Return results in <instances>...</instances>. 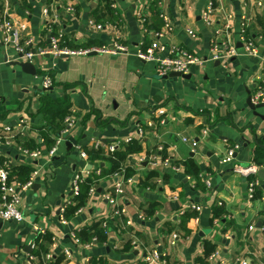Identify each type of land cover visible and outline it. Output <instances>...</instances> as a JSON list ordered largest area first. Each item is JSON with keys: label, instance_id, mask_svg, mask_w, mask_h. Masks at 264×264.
I'll use <instances>...</instances> for the list:
<instances>
[{"label": "crops", "instance_id": "obj_1", "mask_svg": "<svg viewBox=\"0 0 264 264\" xmlns=\"http://www.w3.org/2000/svg\"><path fill=\"white\" fill-rule=\"evenodd\" d=\"M58 1L60 14L70 5L75 8L68 16H61L58 26L75 45L93 41L97 46L110 47L116 29L121 31L120 42L129 47V53L37 57L32 63L37 74L32 76L12 65L25 61L11 45H5L0 33V116L6 117L0 118V135L6 134L4 127L12 129V142L0 145V169L7 167L12 173L25 167L32 169L30 178L38 174L32 188L20 194L24 222L0 218V264H41L48 255L68 264H146L147 252L153 250L162 253L169 264H196V259L203 256L206 240L217 245V258L209 264H238V258L249 264H264V166L254 161L257 151L264 150V119L247 105L262 83L263 60L246 56L240 41L244 25L264 56V0H215L219 12L214 28L224 30L230 16L231 40L239 49V55L226 62L210 60L213 30L202 20L210 0H163V10L174 31L162 41L208 57L204 64L190 68L189 78L159 76L155 63L136 56L156 33L149 28L145 32L137 17V11L149 7L153 0H112L121 20L102 24L101 31L89 28L100 0ZM9 2L11 20L21 28L23 38L34 39L36 46H48L50 33L43 10L49 0ZM150 15L147 12L149 25ZM188 30L196 32L197 38H192ZM48 77L53 82L50 97L59 100L68 95L70 114L77 120L53 157L40 134L45 122L39 110ZM68 85L74 87L66 88ZM159 109L164 110L163 125L156 118ZM94 111L96 114H90ZM257 113L264 116V107ZM96 115L101 118L99 123ZM205 130L208 135H204ZM130 140L140 142L142 152L126 162L135 176L132 184H125V215L111 216L106 198L113 193L116 181L122 180L113 175L99 180L82 211L69 221L64 219V224L63 209L71 200L75 179H88L109 167L106 160H92L86 149L99 145L107 150L112 143ZM28 142L37 146L32 151L40 152L38 159L22 152L29 149L24 146ZM235 145L240 146L235 160L223 163L228 149ZM163 152L166 158L180 163L178 172L160 165ZM82 153L88 157L83 158ZM189 159L197 163L203 187L196 177L185 174L182 163ZM236 167L250 178L261 180L253 199L248 196L247 181L234 172ZM152 172L158 176L146 182ZM166 174L169 178L164 180ZM151 185L155 187L149 189ZM153 203L159 205L158 211L151 218H143L141 207ZM218 204H223L228 213L222 222L212 220ZM193 206L200 210H193ZM186 212L197 216L188 222L192 233L187 238L179 232ZM103 221L110 226L105 242L84 246L76 238V232ZM127 221L132 225H126ZM35 227L53 237L41 256L34 254ZM173 233L180 237L176 245L170 242ZM131 240L138 242L136 247ZM66 250L71 252L70 259L65 256Z\"/></svg>", "mask_w": 264, "mask_h": 264}, {"label": "built area", "instance_id": "obj_2", "mask_svg": "<svg viewBox=\"0 0 264 264\" xmlns=\"http://www.w3.org/2000/svg\"><path fill=\"white\" fill-rule=\"evenodd\" d=\"M3 6L0 7V33L3 36L5 45L12 46L20 55V59L33 63L37 57H46V56H53L55 58L61 56H72V55H89V54H107L111 56H118L121 54H128L129 47L123 45L121 40V31L116 30L115 28V40L113 41L110 47L102 46L97 48H89V49H78L72 50L67 46L62 47L61 44L64 43L66 39V35L64 31L60 28L54 34V27H58L59 23H61V16H68L69 14L75 11L74 6H68L63 14H60L59 11V1L58 0H49V4L43 10V16L47 20L46 21V30L50 33V44L46 47L43 46H36L34 39L31 38H23L21 28H18L14 22L11 20L10 15V2L9 0H3ZM86 2H98L99 0H85ZM159 1V8L162 12L161 17L165 23L164 28L160 32H156L153 36L154 38L147 44V46H143V48H139L136 56L139 60L143 62H152L155 63L158 69L159 76H169L172 73H179L182 75H187L190 71V68L195 65H202L205 61L208 60L207 58H203L198 56L195 53H192L184 48H179L176 46H167L162 39L166 36L171 34L174 31V27L169 22L168 15L163 10V0ZM258 6H261V3H258ZM147 9L146 6L143 9L137 11V17L141 24L144 26V31L147 32L148 28V18H147ZM188 9H191V6H188ZM146 11V12H145ZM219 8L215 0H210L205 8V11L202 15V20L204 25L213 30V40L211 42V54L210 60L213 62H226L231 58H234L239 55V49L234 45L231 40V17L229 16L225 20L224 30H219L214 28L215 22L214 18L218 14ZM89 28L92 31H101L103 29L102 24L96 23L94 20L89 21ZM247 27L244 25L240 30V41L242 44V51L243 53L252 58H262V70H263V79L261 85L258 87L255 96L252 98V102L256 105L263 104L264 105V56L261 55L259 49L249 37V33L247 32ZM188 34L192 38H197L196 32L192 30H188ZM223 34V38H220ZM44 89L51 90L53 89V82L50 77L46 78L44 81ZM164 114V110L159 109L156 114V118H159L160 125L164 124V120H162ZM77 124V120L73 113L69 114L64 120V128L60 133L59 137L57 138L55 146L49 151V155L51 157L56 155V152L64 143V136L68 135L71 132V129ZM150 127H153V123H149ZM4 135H0V145L3 143L10 144L12 142L11 132L12 129L10 127H4ZM204 135H208V130L204 131ZM186 142V139H184ZM99 145H96V148ZM121 147L120 143H112L107 147L108 154L114 153ZM240 150L239 145L232 146L228 149L225 157L223 158V163L230 164L235 160L236 153ZM22 152L31 157L32 159H38L40 155L39 151H30L27 149H22ZM83 158H87V154H81ZM154 160H158L157 157L153 158ZM157 162L154 161L153 165L157 166ZM160 165L164 167L172 168L175 172L180 170L179 167L174 165V162L170 158H166L160 162ZM234 172L239 174L242 178H244L248 183V196L250 199H253L257 189L261 186V180L259 178H250L245 171L236 167ZM37 172H35L34 176L31 177L27 182L20 184L17 182H13L10 180V172L9 168L3 167L0 169V218L5 222H17L22 223L25 220L23 213L20 210V202H21V192H25L32 188L35 182V176H37ZM115 177H121L122 180L116 181L114 184L113 193L107 196V202L111 206V216L113 218H121L125 215V205L123 204V198L125 196V184H132V178H126L124 172H120L114 175ZM80 177H77L74 181L72 193H71V200L76 197L79 193L78 183L81 181ZM208 186H210V182H207ZM93 189L91 190V192ZM71 200L68 204L71 203ZM66 204V206L68 205ZM65 206V207H66ZM64 207V209H65ZM63 209V211H64ZM193 210L199 211L200 207L193 206ZM82 209L79 210V212ZM62 222L66 224L64 218H62ZM126 225H132L131 222L127 221ZM103 228H107L108 222L103 221ZM250 231L254 230V227L251 226ZM264 231V226L262 227ZM34 231L39 234L43 233L41 229L35 227ZM1 237V231H0ZM75 237V236H74ZM179 234L173 233L170 236L171 245H176L179 242ZM78 241V240H76ZM138 244L137 241H134V247ZM217 252H214L209 257V262L214 261L217 258ZM65 256L67 259L71 258V252L69 250L65 251ZM47 262L53 261V258L48 255L46 256ZM146 264H169L162 253L157 250H153L147 252L145 258ZM238 264H249L245 259L238 258ZM68 264V263H63Z\"/></svg>", "mask_w": 264, "mask_h": 264}, {"label": "trees", "instance_id": "obj_3", "mask_svg": "<svg viewBox=\"0 0 264 264\" xmlns=\"http://www.w3.org/2000/svg\"><path fill=\"white\" fill-rule=\"evenodd\" d=\"M148 12L151 13L150 15L151 24L146 25V27L155 32H160L162 28L165 26V23L161 17L162 12L159 8L158 0H153L151 2L150 6L148 7ZM93 15H94L93 20L98 24H105V23L113 24L121 20L119 13H117V11L114 8V2L112 0H100V5L97 9H95ZM152 18H155V22L152 21ZM105 19L106 22L104 21ZM148 23H149V17H148ZM57 31H58V27L56 26L54 27V34ZM97 45H98L97 43L90 41L85 46H77L74 44L71 38H68L67 36L66 39L64 40V43L61 44L62 47L67 46L72 50L89 49V48H97L104 46V45L102 46H97ZM145 46H147V43L145 44ZM70 87H74V85L66 86V88H70ZM70 109H71V104L68 95H65L63 99L53 100L49 95V90H46V92L43 93V96L41 97V107L39 110V114L43 115L45 124L41 126L40 134L42 135L43 140L45 141L49 149H52L55 146L57 138L59 137L60 133L64 128V120L70 114ZM90 114H96V112L94 111L91 112ZM90 116L91 115H89L88 117ZM96 116L98 118V123H99L101 118L99 117V115ZM0 118L4 120L6 117L0 116ZM24 146L26 148H29L28 150L30 151L35 150V147H37L34 144V142H28L24 144ZM121 146L122 148L116 150L112 154H108L107 150H105L102 146H99L97 148L94 147L93 149H86L89 157L92 160L94 159L106 160L109 163V167L108 169L102 168L100 170V173L98 174L94 173L88 179H80L81 181L78 183L79 193L76 197H74L71 200V203L65 207L63 211L64 219L69 221L74 215L77 214V212L80 209H82L86 205L91 190L95 187V185L99 180L109 176H113L120 172H124L126 178H132V179L134 178L135 170L132 169L130 166H128L126 162L129 159V157L133 156L134 154L142 152L141 144L136 140H130L128 143H122ZM161 156L163 159L167 157L164 154V152L162 153ZM254 161L257 165L264 166V150L260 149L259 151H257V153L255 154ZM0 164H3V159H0ZM179 164H180L179 162L174 163L175 166H180ZM182 164L185 167V174L196 177L199 180L198 185L200 187H203V185L200 183V178H201L200 169L197 163L193 159H189L183 162ZM31 173H32L31 168H25V167L15 168L12 170V173L10 172V180L23 184L30 179ZM157 176L158 174L156 172L150 173L146 179V182L150 181L151 179H154ZM168 178H169L168 174L164 175V180H167ZM153 187H155V185H151L149 189H152ZM158 209H159L158 204L156 203L149 204L148 207L145 208L141 207V215L143 218H151L154 216L156 211H158ZM227 215L228 213L225 210L224 205L218 204L216 207L213 208L212 220L222 222L224 221L225 216ZM196 217L197 216L194 212L183 213V219L179 227L180 228L179 232L185 238H187V236H190L192 233V231L188 227V222H190L192 219ZM102 225L103 222H98L87 229H83L82 231L76 232L75 236L79 240V242L84 246L92 245L93 243H103L108 238V235L110 233V226L108 224L107 228H103ZM35 241L37 248L34 254L41 256V252L44 246L46 245V243H52L53 237L49 235L47 231H44L43 233L37 234ZM133 244H134V240H131V245L133 246ZM203 246H204L203 256L198 257L196 259V264H209V260H208L209 257L217 250V245L207 240L204 241ZM64 263H67V261ZM41 264H63V263H61L60 260L57 261V259H54L51 262H47V260L46 261L43 260L41 261Z\"/></svg>", "mask_w": 264, "mask_h": 264}, {"label": "water", "instance_id": "obj_4", "mask_svg": "<svg viewBox=\"0 0 264 264\" xmlns=\"http://www.w3.org/2000/svg\"><path fill=\"white\" fill-rule=\"evenodd\" d=\"M95 54V53H94ZM7 62L9 63H12V60H6ZM13 66H19L21 67V69L23 70L24 73L26 74H29V75H32V76H35L37 74V68L34 66V64L32 63H29V62H15L14 64H12ZM170 77H176V76H179V77H184V78H189V76L187 75H182V74H179V73H172L169 75ZM52 90V89H51ZM247 105L248 107L254 112V114L258 117H261L262 119H264V116H261L260 114L257 113V110L261 109L264 107L263 104H254L252 102V98H250L248 101H247ZM257 142V141H256Z\"/></svg>", "mask_w": 264, "mask_h": 264}]
</instances>
